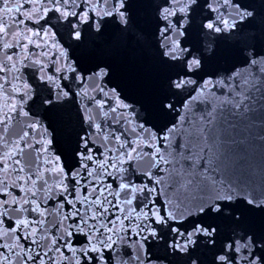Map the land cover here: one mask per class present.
Masks as SVG:
<instances>
[{
	"label": "snow or ice",
	"instance_id": "obj_1",
	"mask_svg": "<svg viewBox=\"0 0 264 264\" xmlns=\"http://www.w3.org/2000/svg\"><path fill=\"white\" fill-rule=\"evenodd\" d=\"M127 5L128 0H40L37 5H33L31 0H20L19 5L16 0H8L7 3L0 0V8L13 12L10 17L0 18V26L4 28L0 33V56L12 57L16 61L9 63L7 59H0V94L8 97L9 102H20L11 115H4L0 134L19 119L22 110L36 116L37 113L31 112L28 105H36L39 100L38 111L43 113L40 121L52 133L49 151L59 157L63 173L62 177H53L59 181L61 190L46 200L37 201L45 209L43 227L40 226L39 214H33L30 205L21 209L27 211L30 220L36 221L35 225H29V228L36 227L34 236H28L26 229L16 227L18 217L14 213L17 205H9L6 202L8 194L0 191V224L8 232L16 228L19 245L12 246L10 238L0 239V264H152L159 260L152 252L153 243H150L153 236H159L151 210L155 208L161 219L167 221L158 185L167 178L164 173L172 170L170 150L178 140L174 135L179 129L177 119L181 125L187 123L197 102L222 111L225 105L242 107L255 88L264 92L261 87L264 86V53L250 51L243 62L234 64L224 77L216 73L198 76L204 66V56L185 43L191 13L194 6H199L203 15L200 27L209 38L202 44V49L209 59L215 56L218 37L235 33L239 24L245 22V17L237 19L234 11L251 15L240 0H163L157 10L153 32L155 49L161 64L179 66L181 70L168 81L172 94H165L158 103L148 105L129 100L121 88L111 82L112 69L108 65L97 63L83 67L81 59L73 54V49L65 41L62 28L51 39L53 47L28 45L27 58L22 62L18 57L23 41H14L10 47L7 46L13 32H20L29 25L39 28L34 40L42 44L43 25L49 24L61 12L66 15L59 22L68 25L71 30L68 39L79 46L84 43L85 29L98 36L108 20H119L126 27ZM34 7L38 11L29 20L23 13H32ZM45 9L44 18L38 20ZM50 27L55 30L56 25L51 24ZM21 69L32 74L24 86L26 91L13 92L14 85L23 83ZM38 78L43 85V98L37 94L26 101L25 97L35 88L31 81ZM206 80L211 84L208 90L203 87ZM198 89L201 96L194 101L192 97ZM69 101L76 110L72 129L74 145L61 150L56 147L57 132L52 123L60 118ZM181 110L184 116H181ZM161 121L167 122L161 125ZM136 141H143V144L138 145ZM25 143L27 141H21L18 147L23 149ZM22 154L18 152L13 161ZM129 154L132 159H129ZM69 156L74 163H70ZM13 161H9L10 168L14 167ZM144 164L148 166L142 167ZM3 167L4 164L0 163V168ZM129 171L136 179L122 190L120 183L127 180ZM156 172H161L163 179L157 178ZM133 184L143 185L142 190L132 191ZM0 187L8 186L5 182ZM8 192L17 198L21 195L19 188L8 187ZM117 195L122 203L131 198L137 212L143 208L148 213L147 219L153 228L151 234L144 224L140 225L142 231L134 234L130 229L131 218L124 222L122 233L109 231L116 217L123 219L116 204ZM96 200H99L98 204L88 202ZM213 207L218 214L223 205L216 203L201 214L208 215ZM89 208L95 214L94 219L89 215ZM61 215L66 233L61 229ZM185 223L186 220L173 221L169 226L172 233L169 243L174 252L190 251L200 242L201 233L207 237L204 241L207 246H215L218 229L214 224L197 220L189 229L184 227ZM173 228L176 231L173 232ZM138 240L143 242V254L136 246ZM213 264H264V240H256L251 234L230 238Z\"/></svg>",
	"mask_w": 264,
	"mask_h": 264
},
{
	"label": "water",
	"instance_id": "obj_2",
	"mask_svg": "<svg viewBox=\"0 0 264 264\" xmlns=\"http://www.w3.org/2000/svg\"><path fill=\"white\" fill-rule=\"evenodd\" d=\"M5 2L7 3L8 0ZM19 2L20 0H16L17 5ZM31 2L37 5L40 0H31ZM162 3L163 0H128L125 10L128 21L126 27L121 25L119 20H108L104 24V31L98 36L85 29L84 43L79 46L68 39L71 31L68 25L59 22L66 15L63 12L53 17L49 24L43 25L42 44L34 40L39 28L29 25L20 32H13L7 46L10 47L14 41H23V47L19 50L21 55L18 57L22 62L27 58L28 45L53 47L51 39L55 38V32L62 28L65 41L73 49V54L81 59L83 67H91L97 63L106 64L112 69L111 82L120 87L129 100L145 105L158 103L165 94H172L168 81L181 70L179 66H167L158 60L153 32L158 16L157 10L161 8ZM240 3L251 15L234 11L236 18L240 19L243 16L245 22L239 24L235 33L218 37L215 41L217 54L211 59L202 49V44L207 43L209 39L207 33L200 27L203 15L199 6H194L185 43L190 44L204 56V66L197 73L198 76L216 73L224 77L234 64L242 63L245 55L250 51L264 53V0H240ZM37 11L34 7L32 13L25 12L23 15L31 20L32 14ZM46 12L47 9L40 13L38 20L43 19ZM12 14V10L0 8V18L10 17ZM51 24L56 25L55 30L50 27ZM227 30L226 27L225 31ZM2 32L4 28L0 26V33ZM82 53L86 55H81ZM0 59H7L9 63L16 62L12 57L0 56ZM20 74L23 83L14 85L13 92L26 91L24 86L27 85L32 73L21 69ZM31 84L35 85V88L25 100L37 94L42 99L43 85L39 78L32 80ZM203 87L206 90L210 89V82L206 80ZM73 90H75L74 86ZM200 96L198 89L192 99L196 101ZM262 97L264 92L261 88H255L242 107L225 105L222 111H217L216 107L210 108L204 102H197L192 107L187 123L181 125L180 119H177L179 129L174 135L178 140L175 147L170 150L173 160L170 166L172 170L164 173L166 179H163L161 172H156V177L163 179V183L159 184L158 188L160 198L165 204L163 210L167 221L161 219L155 208L151 210L152 218L155 220V230L159 232V236H153V241H150L153 243V254L159 257V260L153 261L152 264H197V262L213 264L214 258H217V254L230 238L251 234L256 240H264V207H261L264 205V98ZM19 103V101L9 102L8 97L0 94V122L3 121L4 115H11ZM38 105L39 100L36 105H28L31 112L37 113L36 116H30L28 112L22 110L19 119L0 134V163L4 164V167L0 168V185L6 182L8 187L19 188L21 195L19 198L12 195L8 192V187H0V191L8 194L6 202L9 205H17L14 213L18 217L15 221L16 227L26 229L28 236L36 234V227L29 228V225H35L36 221L30 220L27 211L21 209L25 205H30L31 212L39 214L40 226L43 227L45 209L41 208L37 201L46 200L60 191L59 181L54 180L53 177L63 176L59 157L55 156L53 151H49L52 146V133L40 121L43 113L42 110L38 111ZM187 107L186 102L185 108ZM75 113V106L69 101L60 118L52 123V128L57 132L56 147L61 150L74 145L72 129L76 120ZM184 115L181 110V116ZM170 119L171 117H168V120ZM165 122L167 121H161V125ZM21 141H27L23 149L18 147ZM136 143L142 145L143 141ZM18 152L23 154L13 161V157H16ZM129 159H132L131 154ZM9 161H13V168L9 167ZM70 163L74 161L70 159ZM147 166V164L142 165V167ZM15 168L19 170L16 171ZM135 179V175L129 171L127 180L120 183V188L122 190L127 188ZM38 182H40L39 186ZM142 188L143 185L133 184L132 191L139 192ZM76 195L79 200V189ZM88 202L98 204L99 200ZM216 203L223 205L218 214L215 207L208 215L201 214L204 209ZM116 204L123 219L116 217L109 231L122 233L124 222L131 218L130 229L134 234L142 231L141 224L148 228V234L153 232L147 219L148 213L143 208L137 212L132 206L131 198L122 203L117 195ZM88 212L94 219L95 214L91 208ZM59 220L61 229L66 233L62 215L59 216ZM184 220L187 221L184 227L189 229L197 220L209 225L214 224L218 229L215 246H207L204 242L207 237L201 233L198 238L200 242L190 251L174 252L169 243L172 235L169 226L173 221ZM172 231L176 229L173 228ZM15 232L16 228L8 232L0 224V239L10 238L12 246H19ZM191 236L192 233L189 232V237ZM142 245V241L136 242L141 254H143Z\"/></svg>",
	"mask_w": 264,
	"mask_h": 264
}]
</instances>
